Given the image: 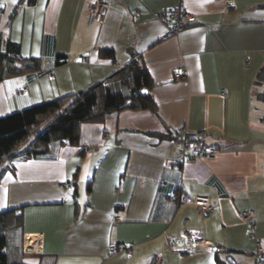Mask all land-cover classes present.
<instances>
[{"label": "crops", "instance_id": "obj_1", "mask_svg": "<svg viewBox=\"0 0 264 264\" xmlns=\"http://www.w3.org/2000/svg\"><path fill=\"white\" fill-rule=\"evenodd\" d=\"M108 1L93 23L94 0H0V42L41 59L40 70L0 81V116L85 89L133 56L155 103L81 124L75 144L53 142L43 156L4 163L0 212L20 208L23 234L41 236L52 264H153L157 253L164 264H254L257 243L264 264V85L255 83L264 0L229 9L227 0ZM180 2L197 21L161 40L156 13ZM102 48L114 59L101 58ZM57 54L66 62L55 65ZM177 67L185 78H173ZM186 135L217 153L176 164ZM196 195L209 197L210 214L186 202ZM247 210L256 212L254 230L241 218ZM194 230L202 250L176 249Z\"/></svg>", "mask_w": 264, "mask_h": 264}, {"label": "trees", "instance_id": "obj_2", "mask_svg": "<svg viewBox=\"0 0 264 264\" xmlns=\"http://www.w3.org/2000/svg\"><path fill=\"white\" fill-rule=\"evenodd\" d=\"M21 1L32 5L36 0ZM98 54L103 59H114L111 49H99ZM66 60L64 54H57L54 63L60 65ZM40 68L41 59L22 56L18 43L0 42V81ZM255 83L264 85V65L258 71ZM152 84L143 62L133 56L109 76L85 89L0 116V167L18 157L43 156L53 142L75 144L81 124L100 123L112 112L143 108L154 111L155 103L150 94ZM257 98L264 103V91ZM184 139L195 140L189 135ZM28 257L36 258V264H52L42 254L28 255L23 251L20 208L1 211L0 264H34L26 260ZM229 261L233 263L231 259Z\"/></svg>", "mask_w": 264, "mask_h": 264}, {"label": "built area", "instance_id": "obj_3", "mask_svg": "<svg viewBox=\"0 0 264 264\" xmlns=\"http://www.w3.org/2000/svg\"><path fill=\"white\" fill-rule=\"evenodd\" d=\"M234 0L226 1V8L229 9L233 6ZM109 7L108 0H94L89 6L88 14L89 21L93 23H101L103 21L106 10ZM135 16H138L136 13ZM157 20L164 26V33L160 36V39L172 36L178 33L180 30L196 23L197 16L185 10L181 6V2L172 8H165L160 12L156 13ZM188 72L184 67H177L172 70V75L174 79L185 78ZM26 90L25 87L19 90L20 93ZM188 150V151H187ZM217 153L216 148L213 146H201L195 144L189 139L183 140V152L181 158L176 162V164H181L185 161H192L196 159H211ZM60 187L70 190L72 185L68 182H61ZM169 198L172 199L171 196ZM186 202L193 204L198 208V210L204 215L210 214L214 206L210 202L209 197L204 195H196L192 199L186 200ZM256 212L253 210H247L241 212V218L250 224L251 230L256 228L255 225ZM181 244L176 246V249H182V246H187L189 249L202 250V239L197 231H191L188 234H183L179 239ZM125 249L124 245L118 247L111 246L109 248L110 252H115L117 249ZM41 236L37 233H26L23 234V251L28 255H41L42 254ZM262 248L259 243H257V250L255 252L254 264H261L262 262ZM153 264H164L162 254L157 253L152 258Z\"/></svg>", "mask_w": 264, "mask_h": 264}, {"label": "rangeland", "instance_id": "obj_4", "mask_svg": "<svg viewBox=\"0 0 264 264\" xmlns=\"http://www.w3.org/2000/svg\"><path fill=\"white\" fill-rule=\"evenodd\" d=\"M263 91V90H262ZM26 260L29 262V263H34V264H36L37 263V259L36 258H34V257H28V258H26Z\"/></svg>", "mask_w": 264, "mask_h": 264}, {"label": "snow or ice", "instance_id": "obj_5", "mask_svg": "<svg viewBox=\"0 0 264 264\" xmlns=\"http://www.w3.org/2000/svg\"><path fill=\"white\" fill-rule=\"evenodd\" d=\"M12 3L15 4L16 3V0H12ZM0 7H3V5L0 4Z\"/></svg>", "mask_w": 264, "mask_h": 264}]
</instances>
